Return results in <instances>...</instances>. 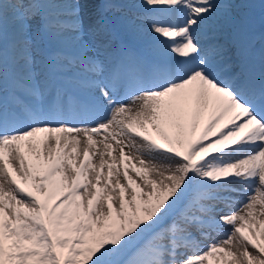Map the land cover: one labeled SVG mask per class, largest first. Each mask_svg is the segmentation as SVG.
Returning <instances> with one entry per match:
<instances>
[{
  "label": "snow or ice",
  "instance_id": "obj_1",
  "mask_svg": "<svg viewBox=\"0 0 264 264\" xmlns=\"http://www.w3.org/2000/svg\"><path fill=\"white\" fill-rule=\"evenodd\" d=\"M251 8L0 0V264H264Z\"/></svg>",
  "mask_w": 264,
  "mask_h": 264
},
{
  "label": "bare ground",
  "instance_id": "obj_2",
  "mask_svg": "<svg viewBox=\"0 0 264 264\" xmlns=\"http://www.w3.org/2000/svg\"><path fill=\"white\" fill-rule=\"evenodd\" d=\"M248 2L252 5V7H264V0H248ZM251 11V14L254 18V21L260 17L259 21L255 22V23H259L261 24V16L264 15V11L258 13L257 11H252L251 9L249 10ZM264 28L260 29V32L263 30ZM258 32V26H256V33Z\"/></svg>",
  "mask_w": 264,
  "mask_h": 264
}]
</instances>
